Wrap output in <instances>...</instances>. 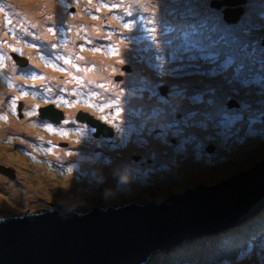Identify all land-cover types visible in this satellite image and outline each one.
<instances>
[{
    "label": "rangeland",
    "instance_id": "374dc122",
    "mask_svg": "<svg viewBox=\"0 0 264 264\" xmlns=\"http://www.w3.org/2000/svg\"><path fill=\"white\" fill-rule=\"evenodd\" d=\"M257 1L263 0L233 5L251 4L248 18L253 28L262 26L260 35L246 33L247 23L237 28L238 23L225 22L227 4L212 7L210 0H0V215L49 207L57 200L90 207L98 200L159 199L197 182L222 179L264 158V121L255 119L264 110V89L226 84L235 80V65L214 71L216 61L201 59L197 74L188 68L187 58L171 59L181 55L178 49L191 25L218 51L236 57L235 63L250 60L259 69L264 62L257 60L252 45H238L240 38L254 37L264 54L259 43L264 21L254 14ZM150 28L156 31L150 33ZM11 49L26 54L29 62H15ZM101 57L111 61L105 75L108 63L100 67ZM121 61L129 69L122 71ZM182 66L187 72L183 78L169 71ZM204 70H209L207 76ZM117 72L123 75L116 78ZM33 74L43 79L33 80ZM194 78L211 84L215 93L189 88L186 95L197 97L195 103L176 95L177 85ZM161 84H166L167 94L160 93ZM52 101L64 109L58 124L39 114V106ZM164 101L199 113L194 118H203L206 127L188 129L194 137L189 143L184 142L183 121L180 133L171 128L161 136L165 117H150L153 108L168 107ZM76 110L93 111L113 122L117 135L110 140L94 137L76 119ZM229 112L242 114L243 121L225 127L220 115ZM123 140L126 146H121ZM245 262L264 264V208L234 226L157 250L142 264Z\"/></svg>",
    "mask_w": 264,
    "mask_h": 264
},
{
    "label": "water",
    "instance_id": "95a60500",
    "mask_svg": "<svg viewBox=\"0 0 264 264\" xmlns=\"http://www.w3.org/2000/svg\"><path fill=\"white\" fill-rule=\"evenodd\" d=\"M222 2L224 17L235 19L237 13L228 14L241 8L231 7L240 0ZM210 5L220 4L210 0ZM11 54L20 65L28 63L27 55ZM121 68L129 69L128 63ZM159 87L167 94L166 84ZM91 112L76 110V119L94 128V137H111L113 124ZM39 114L58 124L64 109L52 101L40 105ZM263 208L264 158L159 199L90 207L57 200L49 207L0 215V264H142L157 250L234 226Z\"/></svg>",
    "mask_w": 264,
    "mask_h": 264
},
{
    "label": "snow or ice",
    "instance_id": "6c2138e0",
    "mask_svg": "<svg viewBox=\"0 0 264 264\" xmlns=\"http://www.w3.org/2000/svg\"><path fill=\"white\" fill-rule=\"evenodd\" d=\"M115 7V5H113ZM0 11H3L2 8H0ZM11 23V21H9ZM149 23H152L151 21ZM125 27H129V25H125ZM51 31V29H49ZM155 28H150L149 32H155ZM198 30L195 27H192L189 25L186 38L184 39L182 45L178 49V52L181 54L180 56H172V60L176 59H184L187 58L189 61L188 68L192 69L194 72L199 74L201 72V67L198 64V61L201 59H208L212 61H216V68L214 71H220L221 69H224V65L227 64L228 66L235 65V80H229L225 81L226 84H233V83H239L241 85L248 82V77L252 76L254 73H259L260 76V82L262 85H264V65H259V69H257V64H254L252 61H245L241 62L239 64L235 63L236 57L232 56L231 54H224L221 51H218L216 47H214L210 42L205 41L203 38H201L198 34ZM166 43H171V41H165ZM29 47H36L35 45H29ZM15 52L16 49H13ZM187 53L189 54L187 57H184L183 54ZM160 58L163 57V54H159ZM57 59H60V57H57ZM220 61H223V63H220ZM196 62V63H194ZM67 63V61H65ZM123 63V61H121ZM239 69V72H236V69ZM169 71L181 78L185 77L187 75L185 67H179V68H170ZM209 74V70H204V75L207 76ZM33 80L43 79L42 77H38L35 74L31 77ZM183 87V91L180 90V88ZM197 89V90H203L205 94L208 93H215V88L211 84H205L203 80H200L198 78H194L192 80H189L186 82L185 85L180 86L177 85V91L176 95L184 98V99H191L193 103H195V100L197 97L186 95L188 92V89ZM48 91H51V89H48ZM27 95V93H25ZM165 105H167V108H153L152 109V117L150 119L158 118V117H165L166 122L162 125H160V131L161 136H167L166 129L175 128L176 133H180L182 129L178 126L181 121H183L184 128L183 131L185 133L184 142L189 143L194 137L192 136L191 132H188V129H203L206 127V123L204 122V119H195L194 117L199 116V113H193L190 108L182 105H176V104H169L168 101H164ZM260 103L264 105V93L261 94V100ZM13 104H15V101H13ZM171 109V111H169ZM27 115H32V112L26 113ZM140 114V113H138ZM177 115L179 116V119H177ZM209 115V114H208ZM207 115V117H208ZM208 119V118H207ZM220 119L224 122L225 127H229L233 124H236L240 121H243L244 117L242 114H232V113H222L220 115ZM255 119H260L264 121V110H261L259 112L258 117ZM65 123H68V121H65ZM252 124H253V117L249 116L247 126L249 132L252 130ZM49 130L51 131V127L49 126ZM62 134H65L62 132ZM228 135H231V132L229 131ZM239 138V137H237ZM160 139V137H158ZM48 151H51V149H48ZM69 172L72 171L71 168L68 169ZM247 264V262H245Z\"/></svg>",
    "mask_w": 264,
    "mask_h": 264
},
{
    "label": "flooded vegetation",
    "instance_id": "af4514ba",
    "mask_svg": "<svg viewBox=\"0 0 264 264\" xmlns=\"http://www.w3.org/2000/svg\"><path fill=\"white\" fill-rule=\"evenodd\" d=\"M264 0L263 1H257V2H255V6H254V14H256V15H259L260 16V19H262L263 21H264V14H262V10L264 9ZM214 3H216V4H221V3H223L222 2V0H214ZM261 3V4H260ZM251 5V4H250ZM250 5L247 7V8H245L243 5L241 6V13H237L238 14V16L235 18V19H233V20H231V21H229V20H227L225 17H224V9L226 8V6L223 8V20H225V22H231L232 24H234V23H238V25H236V27L237 28H239V25L242 23V26H244V24L245 23H247V24H245V27L244 28H246V30H247V32L246 33H248V34H252V35H254V33L255 34H257V35H260V34H263L262 32H263V30H262V28H260V27H262V26H258V27H256V28H253V25H252V21L251 20H249V18H248V13L250 12ZM236 5H231V7H235ZM216 9V8H215ZM218 9V8H217ZM217 9H216V11H217ZM220 11V10H219ZM234 11V10H233ZM232 11V12H233ZM232 12H230L229 14H228V16L229 17H231V18H233L234 16H235V14H233ZM255 19V18H254ZM244 23V24H243ZM232 27H233V25H232ZM259 43L261 44V45H264V37L263 38H261V42H260V39H259ZM239 44H241L240 46L241 47H244L245 45H252V51L255 53V54H257V60H263V62H264V54H261V52L257 49V47H256V42H255V39H254V37H249V38H240V40H239V43H238V45ZM262 50H264V49H262ZM256 60V61H257ZM262 62V63H263ZM251 77V76H250ZM254 79H252V80H249L247 83H245V84H243V85H247L249 88H255V89H259V88H262V89H264V85H262L261 84V82H260V76H259V73L257 72V74H255L254 76ZM231 99V101H233V102H237L236 101V99L235 98H233V97H231L230 98ZM227 102V101H226ZM228 103V102H227ZM234 108V107H233ZM110 123H112L113 124V126H114V129H113V135L111 136V137H106V138H108L109 140L113 137V136H116L117 135V131H118V129H116V127H115V124L113 123V122H110ZM88 126V125H87ZM89 128H90V131H91V133H92V135H93V130H94V128H92V127H90V126H88ZM132 133L133 132H131L130 133V135H132ZM119 141H121V139H119ZM126 144H127V141L126 140H123L122 141V144H121V146H126ZM132 155H134V157L135 158H137V155H135V154H132ZM121 180H122V178H121ZM122 182V181H121ZM99 202H100V200H98Z\"/></svg>",
    "mask_w": 264,
    "mask_h": 264
},
{
    "label": "bare ground",
    "instance_id": "6f19581e",
    "mask_svg": "<svg viewBox=\"0 0 264 264\" xmlns=\"http://www.w3.org/2000/svg\"><path fill=\"white\" fill-rule=\"evenodd\" d=\"M37 3H34V4H31V5H29V7L30 8H32V7H34V6H37L36 5ZM147 9V8H146ZM134 11H136V10H134ZM39 19V18H38ZM33 29V28H32ZM93 28H92V26L91 27H89V30H92ZM47 30V29H46ZM49 33V32H48ZM38 34V33H37ZM40 34V33H39ZM88 34V33H87ZM32 35V34H31ZM116 35V34H115ZM34 37V36H33ZM96 38V37H95ZM44 40H46V39H44ZM49 40V39H48ZM40 41V40H39ZM94 41V40H93ZM49 43H50V41H49ZM50 45V44H49ZM121 51H122V53H124V49H121ZM121 53V54H122ZM97 61H99V66L100 67H103V65L105 64V63H108V65H106L105 67H104V70H103V74L105 75V74H108L106 71H109V69H110V64H111V61H108V60H105L103 57H101V58H98L97 59ZM132 76V75H131ZM130 79V78H129ZM133 82V81H132ZM112 93V92H111ZM212 105V104H211ZM132 106V105H131ZM210 107V106H209ZM215 109H216V107H215ZM215 113H216V110H215ZM261 147H262V145H260V146H258V148H256L257 150H260L261 149ZM228 166H230V165H228ZM228 166H226V167H224L223 168V170L225 171V170H227L228 169ZM212 171V170H211ZM216 173H217V171L218 170H214ZM21 175H22V179H24V180H26L25 179V176H24V173L21 171ZM24 177V178H23ZM238 234V233H237ZM236 238V237H235ZM238 238V237H237ZM247 239V238H246ZM208 241V240H207ZM197 251V250H196ZM228 254V253H227ZM219 256V255H218ZM197 258V257H196Z\"/></svg>",
    "mask_w": 264,
    "mask_h": 264
},
{
    "label": "clouds",
    "instance_id": "9594fccd",
    "mask_svg": "<svg viewBox=\"0 0 264 264\" xmlns=\"http://www.w3.org/2000/svg\"><path fill=\"white\" fill-rule=\"evenodd\" d=\"M13 49H11L10 51H12ZM16 52H18V51H16ZM18 53H20V52H18ZM1 54V53H0ZM10 54H11V52H10ZM21 54H23V53H21ZM26 55V54H25ZM11 56H12V54H11ZM12 58H13V56H12ZM13 60L15 61V59L13 58ZM16 62V61H15ZM28 62H29V57H28ZM121 66V65H120ZM121 70L123 71V69L121 68ZM117 73H119V72H117ZM123 181L124 182H126L127 181V177H124L123 178ZM92 206V205H91Z\"/></svg>",
    "mask_w": 264,
    "mask_h": 264
}]
</instances>
